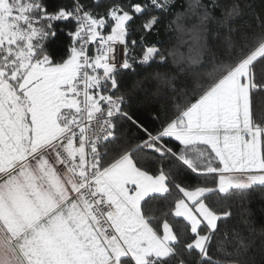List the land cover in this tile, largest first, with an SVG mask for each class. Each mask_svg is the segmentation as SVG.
<instances>
[{
	"label": "snow or ice",
	"instance_id": "obj_1",
	"mask_svg": "<svg viewBox=\"0 0 264 264\" xmlns=\"http://www.w3.org/2000/svg\"><path fill=\"white\" fill-rule=\"evenodd\" d=\"M94 2L0 0V264H264V232L257 246L250 220L229 227L232 206L217 207L264 189V12L252 28L237 23L243 0H179L185 59L203 71L148 92L125 77L167 59L144 41L178 0ZM57 21L70 26L59 60ZM213 24L223 40L205 66Z\"/></svg>",
	"mask_w": 264,
	"mask_h": 264
},
{
	"label": "trees",
	"instance_id": "obj_2",
	"mask_svg": "<svg viewBox=\"0 0 264 264\" xmlns=\"http://www.w3.org/2000/svg\"><path fill=\"white\" fill-rule=\"evenodd\" d=\"M62 3H70V0H61ZM83 2L89 7H96L94 0H83ZM105 0H101V8L104 5ZM49 7H54L57 0H46ZM243 3L247 6L245 8V15L237 18V23L251 25L252 28L257 26V21L255 16L264 12V0H243ZM181 3L178 0L176 7L164 17L160 26L153 31L151 34H147L146 40L144 41L145 46H155L160 48L166 55L167 59L161 62L159 59L153 61L150 66H137L134 73H129L125 77V87H133V81L136 80H147L145 84L144 91L151 92L161 86V82L165 78L174 79L177 87H191V81L194 75L203 71L200 64L189 63L185 59L189 53V43L190 34L187 29L191 27L192 20H183L179 22L176 21V16L173 13L181 10ZM139 23V22H138ZM179 24L183 25L184 30L179 28ZM70 30V26H66L65 22L57 21L55 22V35L50 37L46 41V50L50 55V58L59 60L61 58H66L67 49L70 46V39L67 36V32ZM141 35L139 31L134 33V38H138ZM223 40V33L217 32L216 25H212L210 31L205 36V42L207 44V49L205 54L202 56V62L205 66L209 64L212 59V54H218V50L221 47ZM137 54L141 52V48L138 45L136 48ZM168 53H175L174 56L168 55ZM143 95V93H141ZM163 95V93H162ZM256 104L260 106L264 104V97H256ZM153 107L159 108L161 105L156 101H153ZM151 114L147 111L143 113V118L145 123L150 130L159 127V122L154 121ZM143 133L137 132L136 129H131L130 138H135L137 136H142ZM170 143H176L175 141H170ZM144 166L148 168H155L157 165L152 162L151 157L144 162ZM189 182L200 183L201 181L196 180L194 177H188ZM211 185L212 181L209 179L207 181ZM220 199V196H213L211 200L214 202ZM231 205V211L233 212V218L229 227H243L240 222V218L250 220L256 239L257 246L261 243V233L264 232V189H255L252 191L248 198L241 205L237 201L230 199H225L222 204L217 205V207L228 208ZM164 205L161 201H153L146 209L152 212L154 209H161ZM159 215L157 211L155 213ZM256 259L259 262L261 256L257 247Z\"/></svg>",
	"mask_w": 264,
	"mask_h": 264
},
{
	"label": "built area",
	"instance_id": "obj_3",
	"mask_svg": "<svg viewBox=\"0 0 264 264\" xmlns=\"http://www.w3.org/2000/svg\"><path fill=\"white\" fill-rule=\"evenodd\" d=\"M118 55H119V53H118Z\"/></svg>",
	"mask_w": 264,
	"mask_h": 264
}]
</instances>
